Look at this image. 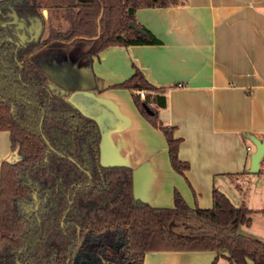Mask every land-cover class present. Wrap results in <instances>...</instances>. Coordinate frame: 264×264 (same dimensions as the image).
I'll return each instance as SVG.
<instances>
[{"label": "trees", "instance_id": "trees-1", "mask_svg": "<svg viewBox=\"0 0 264 264\" xmlns=\"http://www.w3.org/2000/svg\"><path fill=\"white\" fill-rule=\"evenodd\" d=\"M3 1L0 131L9 133L10 154L0 166V264H84L80 255L86 252L97 258L95 264H142L150 251H211L212 264L219 257L228 264H264V241L240 232L250 226L252 210L215 188L206 209L189 207L175 190L171 208L135 198L132 168L100 162L97 122L47 85L45 67L54 60L72 61L91 73V57L106 47L160 45L135 11L182 6L186 0ZM46 7L58 24L46 18L45 37L16 47L11 28L1 25L8 13L44 25ZM133 68L129 78L108 88L130 93L139 114L162 133L171 168L185 177L180 139L157 118L165 96Z\"/></svg>", "mask_w": 264, "mask_h": 264}, {"label": "crops", "instance_id": "crops-1", "mask_svg": "<svg viewBox=\"0 0 264 264\" xmlns=\"http://www.w3.org/2000/svg\"><path fill=\"white\" fill-rule=\"evenodd\" d=\"M134 15L160 45L106 47L91 57V73L71 62L70 85L50 77L49 90L97 122L100 162L132 168L135 198L171 208L175 189L189 207L206 209L215 188L253 211L240 232L264 241V151L250 172L255 142L264 141V0H186ZM133 66L165 96L157 118L180 139L185 177L171 168L162 133L139 114L130 93L108 88L129 78ZM9 154V133L0 131V166ZM214 259L211 251H150L142 264ZM215 264L228 262L219 257Z\"/></svg>", "mask_w": 264, "mask_h": 264}, {"label": "rangeland", "instance_id": "rangeland-1", "mask_svg": "<svg viewBox=\"0 0 264 264\" xmlns=\"http://www.w3.org/2000/svg\"><path fill=\"white\" fill-rule=\"evenodd\" d=\"M46 8H48V10L47 9L42 10L43 18L45 20L44 25H42V27H41V31H43L42 37H45L47 34V28L48 27H47V23H46V18L49 17V20H51L53 22V24H55V25L58 24V22H56V20H55V17H58V16H56V14L54 12H52L50 7H46ZM61 23L63 26L65 25L63 22H61ZM36 25H37V22L35 23L34 27H36ZM71 62L72 61H69L66 59H57V60H54L50 65L45 67L49 76L52 77L53 82H55V85L60 83V85L64 88H67L68 85H70L71 80H72V77L70 76L71 75L70 71H72V69H70L71 68L70 67ZM78 70H80V68L76 69V71H78ZM47 85L49 86L50 89L52 88V83L50 82V80L48 81ZM175 191H177V190H175ZM255 227H256V225H255ZM242 228L243 227H241L240 229H242ZM105 244L107 245V247H110L111 241L109 240V238L105 239ZM83 255L84 256H82V255H80V256L83 257L84 260H81V262H83L84 264H95L97 262V258H95L91 253L89 254L88 252H86Z\"/></svg>", "mask_w": 264, "mask_h": 264}, {"label": "water", "instance_id": "water-1", "mask_svg": "<svg viewBox=\"0 0 264 264\" xmlns=\"http://www.w3.org/2000/svg\"><path fill=\"white\" fill-rule=\"evenodd\" d=\"M11 15H12V18H13L12 22H16L17 19H18L16 14L14 12H12ZM20 27H24V22L22 20L20 21ZM129 27H131L136 32L143 33L142 30L139 27H137L136 25H134L131 22L129 23ZM26 30L29 33V37L26 38L25 34L19 35L18 36V42L15 43L16 47H18L19 45L24 44L26 41H31V40L37 38V36L39 35L40 30H41V22H40V20H37V25L34 28V32L33 33H32L33 28L28 27V28H26ZM48 76H49V74H48ZM49 78H50V76H49ZM255 143H256V151H255V153L253 154V156L251 158V169H250V172H256L257 171L259 160H260V158H261V156L263 154V151H264V141H261V142H257L256 141ZM12 160L14 161L15 158H12ZM33 197L35 198V195H33Z\"/></svg>", "mask_w": 264, "mask_h": 264}, {"label": "flooded vegetation", "instance_id": "flooded-vegetation-1", "mask_svg": "<svg viewBox=\"0 0 264 264\" xmlns=\"http://www.w3.org/2000/svg\"><path fill=\"white\" fill-rule=\"evenodd\" d=\"M1 2L2 3H4V1L3 0H0V7H1ZM12 12H14L13 10H11L9 13H8V16H9V19L8 20H6V21H4V22H2L1 23V25L2 26H8L9 28H11V31H12V33L17 37V40L15 41V43L16 42H18V36L19 35H22V34H25L26 35V38H28L29 37V33L27 32V30H26V28H28V27H30V28H33V31H32V33L34 32V26H35V23L37 22V20L38 19H35L34 21H32L30 24H27L26 23V21L23 19V18H20V17H18L17 15V21L16 22H12L13 21V18H12ZM15 13V12H14ZM16 14V13H15ZM23 21L24 22V27H20V21ZM41 22V21H40ZM41 27H42V23H41ZM41 31V30H40ZM42 32L43 31H41L40 33H39V35L37 36V38L40 36V35H42ZM36 38V39H37ZM33 40H35V39H33ZM26 42H29V41H26Z\"/></svg>", "mask_w": 264, "mask_h": 264}, {"label": "built area", "instance_id": "built-area-1", "mask_svg": "<svg viewBox=\"0 0 264 264\" xmlns=\"http://www.w3.org/2000/svg\"><path fill=\"white\" fill-rule=\"evenodd\" d=\"M139 95L142 97V96H143V92L140 91V92H139Z\"/></svg>", "mask_w": 264, "mask_h": 264}]
</instances>
